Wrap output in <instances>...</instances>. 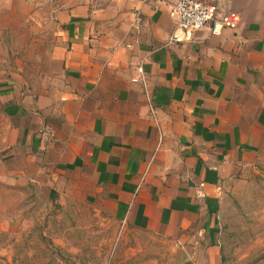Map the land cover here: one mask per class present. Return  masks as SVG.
Here are the masks:
<instances>
[{
  "label": "crops",
  "instance_id": "1",
  "mask_svg": "<svg viewBox=\"0 0 264 264\" xmlns=\"http://www.w3.org/2000/svg\"><path fill=\"white\" fill-rule=\"evenodd\" d=\"M173 1L0 0V179L217 260L225 183L264 148V0H202L215 33Z\"/></svg>",
  "mask_w": 264,
  "mask_h": 264
},
{
  "label": "rangeland",
  "instance_id": "2",
  "mask_svg": "<svg viewBox=\"0 0 264 264\" xmlns=\"http://www.w3.org/2000/svg\"><path fill=\"white\" fill-rule=\"evenodd\" d=\"M25 184L0 179V264H264V148L225 183L217 260L204 234L140 229L80 196L55 202Z\"/></svg>",
  "mask_w": 264,
  "mask_h": 264
},
{
  "label": "built area",
  "instance_id": "3",
  "mask_svg": "<svg viewBox=\"0 0 264 264\" xmlns=\"http://www.w3.org/2000/svg\"><path fill=\"white\" fill-rule=\"evenodd\" d=\"M171 11L177 19L178 28L181 30L209 26L215 33L224 26V22L216 16L213 8L202 0H174Z\"/></svg>",
  "mask_w": 264,
  "mask_h": 264
}]
</instances>
